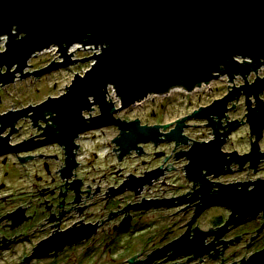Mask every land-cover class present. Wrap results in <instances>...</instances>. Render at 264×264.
Instances as JSON below:
<instances>
[{"label":"flooded vegetation","instance_id":"af4514ba","mask_svg":"<svg viewBox=\"0 0 264 264\" xmlns=\"http://www.w3.org/2000/svg\"><path fill=\"white\" fill-rule=\"evenodd\" d=\"M246 83L172 88L150 98L144 118L106 97L119 109L113 119L158 126L122 157V129L113 123L78 133L71 156L65 144L46 141L48 128L60 132L54 113L34 120L30 111L6 127L0 135L10 133L19 150L0 156V264H240L263 250L264 128L253 132L247 118L257 98L241 90L221 117L212 106ZM43 100L1 108L0 97V115ZM100 114L94 103L82 111L85 124ZM195 147L206 153L192 166ZM103 157L112 159L108 172L97 165ZM255 193L263 202L254 203Z\"/></svg>","mask_w":264,"mask_h":264},{"label":"water","instance_id":"95a60500","mask_svg":"<svg viewBox=\"0 0 264 264\" xmlns=\"http://www.w3.org/2000/svg\"><path fill=\"white\" fill-rule=\"evenodd\" d=\"M2 37L5 44L0 51V69L5 71H0V86L13 82L17 73L36 78L80 59L93 63L83 75L75 73L61 95L1 114L0 134L9 126L12 131L14 122L30 111L34 120L49 111L55 114L53 120L60 132L55 135L48 128L46 141L65 144L71 156L72 141L78 133L113 123L122 129L115 139L122 157L137 142L154 138L158 126H139L137 119H113L112 114L119 109L106 100L108 86L114 89L120 108H128L149 95L164 94L178 86L191 90L223 73L228 75L227 81H233L237 74L247 80L250 71L264 65V0H0ZM74 44L93 45L100 52L71 59L72 51L67 54V50ZM52 46L58 47L62 61L53 59L45 67L23 72L32 56ZM241 90L246 97L257 98V106L249 108L247 118L253 132L260 133L264 103L259 94L264 90V76L256 74L252 84L231 91L212 106L221 108V117L227 101L239 96ZM92 103L99 106L101 114L85 124L82 111ZM198 114L195 111L193 115ZM181 126L179 123L177 129ZM9 136L0 135V156L19 150L9 144ZM203 153V147L192 150V166ZM71 167L69 164L64 175ZM149 179L137 183L130 178L129 182L137 187ZM251 198L254 203L263 202L258 193ZM179 248L186 253L197 251L190 245ZM263 261L264 249L240 264Z\"/></svg>","mask_w":264,"mask_h":264},{"label":"rangeland","instance_id":"374dc122","mask_svg":"<svg viewBox=\"0 0 264 264\" xmlns=\"http://www.w3.org/2000/svg\"><path fill=\"white\" fill-rule=\"evenodd\" d=\"M4 44V41L0 39V51L4 49ZM57 49L58 47L54 46L50 49H45L44 51H41V53H37L36 55L32 56L28 60V67H26L24 71L31 72L33 70L45 67L53 59L54 61H62L63 57L58 56L60 54V51ZM71 51V59L82 58L94 54V50L92 51L86 49L84 48V46H82V44L72 45ZM71 51L67 50V54H69ZM99 52L100 49H96L95 53ZM92 63L93 60L83 61L82 59H80L70 65L56 67L41 76H37L36 78L32 74L26 77H22L21 80H18V82H12V84L7 86L6 88L0 89V97L3 100L1 108L9 105L10 103H17L18 101L25 104H32L41 101L42 99H46L47 96H56L65 90V85L67 86L71 82V79L73 78L75 73L83 75L82 72L84 70H87ZM0 71L4 72L5 69L2 68L0 69ZM17 74L20 75L21 73ZM258 74L260 77L264 76V68ZM253 76L254 75H252V77ZM225 78L227 79V77H224L220 78L219 80V83H222L224 86L228 84L227 82H229ZM236 80H238V82L243 81L241 77L237 78ZM179 92L180 91H174L173 95H180L178 94ZM151 97H155L156 101H160L163 98L161 95L149 96L146 102H142L141 105L135 104L131 107V109H128L125 112L126 115L129 117L141 115L143 116V118L147 116L146 114H149L148 112L150 111V103H152V100L150 99ZM110 98L113 101L118 100L114 93L110 95ZM110 98L109 96L107 97V99L109 100ZM170 112L173 113L172 110H170ZM102 154H105V152L102 151ZM102 160L103 161L98 160L99 162L97 161V165L102 167V169L107 168L106 172L110 171L112 169V166H110L112 159L110 157H103Z\"/></svg>","mask_w":264,"mask_h":264},{"label":"built area","instance_id":"2783aa9c","mask_svg":"<svg viewBox=\"0 0 264 264\" xmlns=\"http://www.w3.org/2000/svg\"><path fill=\"white\" fill-rule=\"evenodd\" d=\"M4 42H5V38L4 37H2L1 38ZM52 47H54V46H52ZM51 47V48H52ZM89 47H91V48H89ZM84 48H86V49H89V50H94V52L96 51V49H100L99 47H95L94 48V46L92 45V46H87V45H85L84 46ZM239 62H243V58H241V57H237L236 58ZM244 60H247V61H251L250 59H248V58H244ZM263 68H264V65H261L260 67H258L257 68V71L255 72V70H252V71H250V73L249 74H247V76H246V79L247 78H249V79H247L248 81H252L253 82V80L256 78V74L259 76V72H261L262 70H263ZM260 69V70H259ZM85 71V70H84ZM84 71L82 72V73H84ZM252 75H254L253 77H252ZM224 77H227V79L226 80H228L229 79V77H228V75L226 74V73H223L222 75H218V77L217 78H215V79H212L211 81H209V82H202L201 83V85H203V86H210V85H216V84H218L219 83V80H220V78H224ZM239 77H241L242 79H243V81H244V78L241 76V75H239V74H237V75H235L234 77H233V81H229V82H227L229 85H233V82H234V84L236 83V82H238V80H236L237 78H239ZM260 77V76H259ZM263 77V76H262ZM227 84V85H228ZM199 85H196L194 88H197ZM115 94V92H114V89L112 88V86H108V93H107V96L106 97H108V96H110L111 94ZM117 98V97H116Z\"/></svg>","mask_w":264,"mask_h":264},{"label":"bare ground","instance_id":"6f19581e","mask_svg":"<svg viewBox=\"0 0 264 264\" xmlns=\"http://www.w3.org/2000/svg\"><path fill=\"white\" fill-rule=\"evenodd\" d=\"M74 45H77V44H74ZM51 48V47H50ZM50 48H48V49H50ZM44 51V50H43ZM68 51H71V47H70V49H68ZM39 53H41V52H39ZM152 95H156V94H152ZM147 98H145L144 100H146ZM143 101V100H142ZM141 102V101H140Z\"/></svg>","mask_w":264,"mask_h":264}]
</instances>
